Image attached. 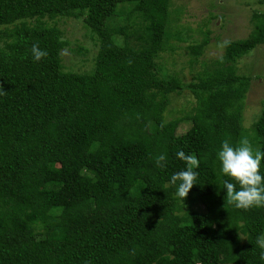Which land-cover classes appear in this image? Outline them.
<instances>
[{"label":"trees","instance_id":"1","mask_svg":"<svg viewBox=\"0 0 264 264\" xmlns=\"http://www.w3.org/2000/svg\"><path fill=\"white\" fill-rule=\"evenodd\" d=\"M169 1L0 0V264H264L256 244L264 207L227 203L230 178L217 158L223 140L235 145L243 136L264 151V104L245 129L249 77L234 65L264 43V11L252 13V29L230 40L222 62L189 84L191 112L166 121L169 96L182 88L157 73ZM121 3L131 6L119 14ZM64 16L82 17L96 42L88 71L62 70L67 42L45 19ZM34 43L48 53L39 61ZM205 45H189L190 54ZM183 119L191 125L176 134ZM180 150L200 161L189 192H199L205 210L182 212L179 182L170 184L186 167ZM160 154L164 167L155 163Z\"/></svg>","mask_w":264,"mask_h":264},{"label":"rangeland","instance_id":"2","mask_svg":"<svg viewBox=\"0 0 264 264\" xmlns=\"http://www.w3.org/2000/svg\"><path fill=\"white\" fill-rule=\"evenodd\" d=\"M124 6L129 8L131 4L121 3L116 7V11L120 14L124 9L121 7ZM254 11H264V0L169 1L167 39L163 51L156 59L157 73L163 77L176 76L181 80L182 88L169 96L170 101L164 111L166 121L181 118L191 112L195 95L189 84L198 82L204 70L211 71L216 67V60L224 53V50L216 47L219 41L247 37L252 29ZM121 14L112 16L111 22L114 25L122 23V19L126 18L127 13ZM81 18L64 16L54 20L45 19L49 24L57 22L67 42L61 50V64L64 71L90 70L97 53L96 42L84 30ZM202 41H206L203 52L194 58L188 46ZM234 65L236 75L249 77L242 98V126L250 131L264 104V43L242 55ZM190 125L191 120H181L176 134L184 133ZM182 202L184 203L182 212L189 208L206 209V204L197 191L189 192ZM174 219L172 212L168 213V222L172 224Z\"/></svg>","mask_w":264,"mask_h":264},{"label":"clouds","instance_id":"3","mask_svg":"<svg viewBox=\"0 0 264 264\" xmlns=\"http://www.w3.org/2000/svg\"><path fill=\"white\" fill-rule=\"evenodd\" d=\"M230 45V40L223 39L217 43L216 47L225 50ZM31 52L35 61H39L48 55L47 51L42 50L36 43L32 45ZM220 60L223 61L222 56ZM6 94L7 91L0 83V95ZM176 155L185 163L186 167L172 174L170 184L176 185L179 182L176 195L184 201L196 183L199 174L194 169L199 168L200 161L195 155L186 154L183 150L178 151ZM217 158L221 164L222 173L230 178L223 181L227 203L243 210L264 207V175L260 172L261 161L264 160V151L259 148L254 149L249 138L243 136L235 145L230 142V139L223 140L217 152ZM165 160V154H160L155 158V163L159 167H164L162 162ZM256 244L262 249L260 259L264 261V233L257 236Z\"/></svg>","mask_w":264,"mask_h":264}]
</instances>
